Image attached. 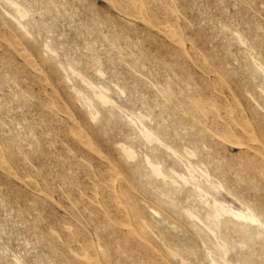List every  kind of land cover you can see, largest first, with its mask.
<instances>
[{
	"label": "rangeland",
	"instance_id": "374dc122",
	"mask_svg": "<svg viewBox=\"0 0 264 264\" xmlns=\"http://www.w3.org/2000/svg\"><path fill=\"white\" fill-rule=\"evenodd\" d=\"M0 28V264H264V0H0Z\"/></svg>",
	"mask_w": 264,
	"mask_h": 264
},
{
	"label": "bare ground",
	"instance_id": "6f19581e",
	"mask_svg": "<svg viewBox=\"0 0 264 264\" xmlns=\"http://www.w3.org/2000/svg\"><path fill=\"white\" fill-rule=\"evenodd\" d=\"M107 1H108V0H107ZM116 1H117V0H116ZM135 1H136V0H135ZM138 1H139V0H138ZM121 2H122V1H121ZM236 2H237V1H235V3H236ZM12 3H13V2H12ZM12 3H11V4H12ZM247 3H248V2H247ZM11 4H10V5H11ZM133 4H134V3H133ZM135 4H136V3H135ZM112 5H113V3H112ZM127 5H128V4H127ZM145 5H146V3H145ZM133 6H135V5H133ZM137 6H139V4H138ZM122 7H123V6H122ZM122 7L119 8V9L121 10ZM129 7H131V6H129ZM135 7H136V6H135ZM234 7H235V6H234ZM15 8H17V7H15ZM235 8H237V7H235ZM21 9H22V8H21ZM124 9L126 10V9H128V8L126 7V8H124ZM124 9H122V10H124ZM130 9H131V8H130ZM130 9H128V10H129L128 13H130ZM136 9H137V8H136ZM16 10H17V9H16ZM18 10H20V9H18ZM117 10H118V9H117ZM164 10H165V9H164ZM22 11H23V10H22ZM22 11H21V12H22ZM26 11H27V10H26ZM26 11H23V14H24V12H26ZM126 11H127V10H126ZM142 11H143V10H142ZM21 12H20V13H21ZM119 12H120V11H119ZM124 12H125V11H124ZM134 12L136 13V11H134ZM27 13L30 14L29 12H27ZM58 13H59V12H58ZM121 13H123V12L121 11ZM135 13H134V14H135ZM143 13H145V12H143ZM164 13H165V12H164ZM177 14H178V13H177ZM62 15H63V14H62ZM129 15H130V14H129ZM137 15H138V13H137ZM144 15H145V14H144ZM145 16H146V15H145ZM146 17H147V16H146ZM166 17H168V16L166 15ZM32 18H33V17H32ZM138 18H139V17H138ZM142 18H143V17H142ZM150 18H151V17H150ZM152 18H153V17H152ZM146 19H147V18H146ZM155 19L158 20L157 17H156ZM136 20H137V19H136ZM148 20H149V18H148ZM153 20H154V18H153ZM176 20H177V19H176ZM32 21H33V20H32ZM32 21H30V22H32ZM4 22H6V21H4ZM151 22H152V21H151ZM164 22H165V21H164ZM166 22H167V21H166ZM129 23H130V22H129ZM152 23L154 24V22H152ZM155 23H156V22H155ZM132 24H134V23H132ZM30 25H31V24H30ZM129 25H131V23H130ZM170 25H171V24H170ZM6 26H8V25H6ZM93 26H94V25H93ZM156 26H157V25H156ZM160 26H162V25L160 24ZM165 27H166V26H165ZM172 27H173V26H172ZM10 28H11V27H10ZM32 28H33V27H32ZM134 28H135V27H134ZM157 28L160 29L159 27H157ZM237 29H238V27H237ZM260 29H261V28H260ZM0 30H1V28H0ZM160 30H161V29H160ZM11 31L14 32V30H11ZM161 31H163V30H161ZM4 32H5V31H4ZM4 32H3V33H4ZM94 33H95V32H94ZM168 35H170V34H168ZM178 35L180 36L179 33H178ZM10 36H11V35H9V37H10ZM172 36H173V35H172ZM9 37H7V38H9ZM11 37H12V36H11ZM14 37H15V36H13V38H14ZM177 37H178V36H177ZM182 37H183V35H182ZM39 38H40V37H39ZM170 38H171V37H170ZM241 38H242V36H241ZM256 38H257V37H256ZM24 39H26V38H24ZM32 39H33V38H32ZM32 39H31V40H32ZM128 39H129V38H128ZM9 40H10V39H9ZM31 40H30V41H31ZM180 40H181V39H180ZM3 41H4V40H3ZM23 41H24V40H23ZM173 41L178 42V39H177L176 37H173L172 42H173ZM190 41H191V40H190ZM236 41H237V40H236ZM5 42H6V41H5ZM137 42H138V41H137ZM234 42H235V41H234ZM11 43H12V41H11ZM15 43L17 44V42H15ZM117 43H118V42H117ZM182 43H183V42H182ZM0 44H1V43H0ZM19 44H21V43H19ZM45 44H46V43H45ZM176 44H178V43H176ZM13 45H15V44H13ZM46 45H47V44H46ZM114 46H115V45H114ZM17 47H18V46H17ZM44 47H45V46H44ZM111 47H112V46H111ZM14 48H16V47H14ZM49 48H50V47H48V49H49ZM114 48H115V47H114ZM199 48H200V47H199ZM16 49H17V48H16ZM21 49H22V48H21ZM21 49H20V50H21ZM51 49H53V48H51ZM182 49H183V48H182ZM21 51H22V50H21ZM25 51H26V50H25ZM52 51H53V50H52ZM121 51H122V50H121ZM182 51H183V50H182ZM190 51H191V49H190ZM190 51H189V52H190ZM243 51H244V50H243ZM4 52H5V51H4ZM41 52H42V50H41ZM185 52H186V51H185ZM8 53H9V52H7L6 54H7V55H10V54H8ZM42 53L44 54V51H43ZM45 53H46V52H45ZM48 53L51 54V52H48ZM53 53H54V52H53ZM175 54H176V53H175ZM249 54H250V53H249ZM11 55H12V54H11ZM23 55H24V54H23ZM55 55L57 56V54L54 53L53 57H54ZM132 55H133V54H132ZM132 55H131V57H132ZM46 56H47V54H46ZM58 56H59V55H58ZM47 57H48V56H47ZM53 57H51V59H52ZM174 57H175V56H174ZM189 57H190V56H189ZM194 57H196V56L194 55ZM199 57H200V56H199ZM23 58H24V57H23ZM187 58H188V57H187ZM196 58H197V57H196ZM196 58H195V59H196ZM195 59H194V60H195ZM197 59H199V58H197ZM23 60H24V59H23ZM30 60H31V59H30ZM30 60H29V62H30ZM49 60H50V56H49ZM56 60L58 61V57L56 58ZM31 61H32V60H31ZM53 61H54V58H53ZM53 61H52V62H53ZM197 61H198V60H197ZM3 62H4V61H3ZM54 62H55V61H54ZM61 62H62V61H61ZM61 62H60V63H61ZM199 62H200V61H199ZM43 63H45V62H43ZM62 63H63V62H62ZM135 63H136V62H135ZM200 63H201V62H200ZM211 63H212V62H211ZM27 64H28V63H27ZM31 64H32V63H31ZM47 64L49 65V63H47ZM58 64H59V62H58ZM58 64H57V66H58ZM63 64H64V63H63ZM63 64H61V65H63ZM68 64H69V63H68ZM203 64H204V63H203ZM205 64L207 65V62H205ZM28 65H29V64H28ZM39 65H40V64H39ZM44 65H45V64H44ZM196 65H197V64H196ZM206 65H205V66H206ZM32 66H33V65H32ZM59 66H60V64H59ZM63 66H64V65H63ZM137 66H138V65H137ZM198 66H199V65H198ZM201 66H202V65H201ZM203 66H204V65H203ZM203 66H202V67H203ZM61 67H62V66H61ZM61 67H60V68H61ZM64 67H65V66H64ZM42 68H43V67H42ZM60 68H59V69H60ZM66 68H67V66H66ZM63 69H64V68H63ZM67 69H70V68H67ZM202 70H203V69H202ZM204 70H205V69H204ZM206 70H207V69H206ZM255 70H256V69H255ZM64 71H65V70H64ZM69 71H70V70H69ZM69 71H68L66 74L69 75L70 73H72V72H69ZM98 71H99V70H98ZM169 71H170V70H169ZM189 71H190V70H189ZM209 71H210V70H209ZM219 71H220V70H219ZM219 71H218V73H219ZM74 72H75V71H74ZM207 72H208V71H206V73H207ZM212 72H213V71H212ZM155 73H156V72H155ZM206 73H205V74H206ZM31 75H32V74H31ZM55 75H56V74H55ZM68 75H67V76H68ZM76 75H77V74H76ZM220 75H221V74H220ZM222 75H223V73H222ZM27 76H28V75H27ZM36 76H37V75H36ZM72 76H73V75H72ZM74 76H75V75H74ZM224 76H225V75H224ZM224 76H223V77H224ZM6 77H7V76H6ZM29 77H30V76H29ZM33 77H34V76H33ZM37 77H38V76H37ZM39 77H40V79H39V78H38V79L41 81V78H42L41 75H40ZM65 77H66V76H65ZM78 77H79V76H78ZM174 77H175V76H174ZM225 77H226V76H225ZM8 78H9V77H8ZM35 78H36V77H35ZM67 78H68V77H67ZM70 78H72V77H70ZM79 78H80V77H79ZM177 78H178V77H177ZM191 78H192V77H191ZM221 78H222V77H221ZM226 78H227V77H226ZM226 78H224V79H226ZM43 79H44V78H43ZM49 79H50V78H49ZM65 79H66V78H65ZM73 79H75V78H73ZM83 79H84V78H82L81 80H83ZM85 80H86V79H85ZM213 80H214V79H213ZM215 80H216V79H215ZM219 80H220V79H219ZM219 80H217V81H219ZM226 80H227V79H226ZM42 81H43V80H42ZM155 81H157V80H155ZM220 81L222 82V80H220ZM33 82H34V81H33ZM58 82H59V81H58ZM58 82H55V83L58 84ZM73 82H74V81H73ZM86 82H87V81H86ZM214 82H215V81H214ZM214 82H213V83H214ZM50 83H52V81H51ZM60 83H61V82H60ZM67 83H68V82H67ZM84 83H85V81H84ZM167 83H168V82H167ZM193 83H195V82H193ZM205 83H206V82H205ZM215 83H217V82H215ZM88 84H89V82H88ZM164 84H166V83H164ZM168 84H169V83H168ZM207 84H208V83H207ZM6 85H7V84H6ZM49 85H50V84H49ZM91 85L93 86V84H91ZM194 85H195V87H196V84H194ZM36 86H37V85H36ZM66 86H67V85H66ZM88 86H89V85H88ZM220 86H221V85H220ZM53 87L56 88L55 85H54ZM67 87L69 88V86H67ZM71 87H72V85H71ZM166 87H168V85H167ZM193 87H194V86H193ZM193 87H191V88H193ZM195 87H194V88H195ZM199 87H200V86H199ZM211 87H213V86H211ZM73 88H74V87H72V89H73ZM89 88H91V87L89 86ZM94 88H95V87H94ZM168 88H169V87H168ZM177 88H179V87L177 86ZM207 88H208V87H207ZM207 88H206V89H207ZM223 88H224V86H223ZM45 89H46V88H45ZM159 89H160V88H159ZM68 90H69V89H68ZM105 90H106V89H105ZM167 90H168V89H167ZM170 90L172 91L173 89H170ZM184 90H185V89H184ZM188 90H189V89H188ZM74 91H77V90H74ZM159 91H161V90H159ZM171 91H170V92H171ZM189 91H190V90H189ZM198 91H199V90H198ZM216 91H217V90H216ZM162 92H163V91H162ZM181 92H182V91H181ZM181 92H180V93H181ZM261 92H262V91H261ZM52 93H53V92H52ZM78 93H79V92H78ZM93 93H94V91H93ZM263 93H264V92H263ZM39 94H40V93H39ZM54 94H57V93L54 92ZM72 94H73V93H72ZM100 94H101V93H100ZM164 94H165V92H164ZM164 94H163V96H165ZM170 94H171V93H170ZM170 94H169V95H170ZM183 94H184V92H183ZM187 94H188V93H187ZM221 94H223V93H221ZM81 95H82V94H81ZM81 95H80V96H81ZM103 95H104V94H103ZM156 95H157V94H156ZM188 95H189V94H188ZM193 95H194V94H193ZM196 95H197V94H195V97H196ZM198 95H199V94H198ZM82 96H83V95H82ZM85 96H86V95H85ZM146 96H147V95H146ZM86 97H87V96H86ZM91 97H92V96H91ZM105 97H106V96H105ZM165 97H166V96H165ZM171 97H172V95H171ZM189 97H190V96H189ZM193 97H194V96H193ZM198 97H199V96H198ZM198 97H197V98H198ZM13 98H14V97H13ZM75 98H76V96H75ZM79 98H80V97H79ZM79 98H78V99H79ZM14 99H15V98H14ZM21 99H22V98H21ZM33 99H35V98L33 97ZM54 99H55V98H54ZM58 99H59V98H58ZM87 99H88V98H87ZM165 99H166V98H165ZM167 99H168V96H167ZM185 99H186V98H185ZM194 99H195V98H194ZM194 99H193V100H194ZM60 100H61V99H60ZM88 100H89V99H88ZM90 100H91V98H90ZM196 100H197V99H196ZM196 100H194V101H196ZM199 100H201L200 97H199ZM210 100H211V99H210ZM210 100H209V102H208L207 100H206L205 102L211 104L210 102H211L213 99H212L211 101H210ZM234 100H235V99H234ZM28 101H30V100L28 99ZM37 101H38V100H37ZM56 101L58 102V100H56ZM80 101H81V100H80ZM109 101H110V100H109ZM185 101H186V100H185ZM187 101L190 102V100H188V99H187ZM48 102H49V101H48ZM72 102H73V101H72ZM75 102H76V101H75ZM77 102H78V101H77ZM84 102H85V101H84ZM94 102H95V101H94V99H93V104H94ZM196 102H198V101H196ZM215 102H216V101H215ZM82 103H83V102H82ZM88 103H90V102H88ZM97 103H98V102H96V104H97ZM155 103H157V102H155ZM171 103H172V102H171ZM206 103H205V104H204V103H202V104L199 103V104L203 105L202 108H201L200 105H198V106H199V108L201 109V111H202L203 114L206 113V112H208L209 114H210V113L212 114V112H210L211 109H208V108L205 107V106L208 105V104H206ZM29 104H30V103H29ZM31 104H32V103H31ZM48 104H49V103H48ZM86 104H87V103H86ZM166 104H167V103H166ZM188 104H189V103H188ZM4 105H5V104H4ZM58 105H59V104H58ZM58 105H56V106H58ZM79 105H80V104H79ZM99 105L102 106L101 104H99ZM191 105H192V104H190V106H191ZM61 106H62V105H61ZM93 106H94V105H93ZM159 106H160V105H159ZM211 106H212V105H211ZM211 106H209V107H211ZM215 106H216V104H215ZM7 107H8V106H7ZM45 107H47V106H45ZM102 107H103V106H102ZM163 107H165V105H164ZM180 107H181V106H180ZM186 107L189 108V105L186 106ZM192 107H193V105H192ZM219 107L221 108V106H219ZM228 107H230V106L228 105ZM239 107H241V106H239ZM62 108H63V107H62ZM62 108H60V109H62ZM83 108H84V107H82V109H83ZM103 108H104V107H103ZM109 108H110V109L108 110V113H111V114H112L113 111H111V107H109ZM117 108H118V107H117ZM196 108H197V107H196ZM220 108H219L218 110H220ZM222 108H223V107H222ZM7 109H8V108H7ZM85 109H86V108H85ZM89 109H90V108H89ZM89 109H88V110H89ZM94 109H96V108H94ZM94 109H93V110H94ZM149 109H150V107H149ZM154 109H155V107H154ZM157 109H158V107H157ZM192 109H194V107H193ZM246 109H247V108H246ZM62 110H63V109H62ZM88 110L86 109V111H88ZM112 110H114V108H112ZM115 110H116V109H115ZM194 110H195V109H194ZM224 110H225V109H224ZM233 110L235 111V109H233ZM10 111H11V110H10ZM63 111H64V110H63ZM63 111H62V112H63ZM84 111H85V110H84ZM110 111H111V112H110ZM190 111H191V109H190ZM239 111H240V110H239ZM60 112H61V111H60ZM64 112H66V111H64ZM120 112H121V111H120ZM172 112H173V111H172ZM195 112H197V111H195ZM195 112H194V114H197V113H195ZM241 112H242V110H241ZM248 112H249V109H248ZM98 113H99V112H98V110H97V115H98ZM114 113H115V112H114ZM185 113H186V112H185ZM229 113H230V110H229ZM238 113H240V112H238ZM64 114H65V113H64ZM69 114H70V113H69ZM69 114H68V116H69ZM88 114H89V113H88ZM88 114H87V115H88ZM199 114H201V113H199ZM209 114H208V115H209ZM241 114H242V113H241ZM46 115H47V114H46ZM89 115H90V114H89ZM92 115L94 116V114H92ZM99 115H100V114H99ZM162 115H163V114H162ZM188 115H189V114H188ZM204 115H206V114H204ZM100 116H101V115H100ZM110 116H111V115H110ZM112 116H113V115H112ZM168 116H169V115H168ZM206 116H207V115H206ZM206 116H204V117L206 118ZM222 116H224V115H222ZM222 116H221V117H222ZM237 116H238V115H237ZM244 116H245V114H244ZM70 117H72V116H70ZM98 117H99V116H98ZM113 117H114V116H113ZM129 117H130V116H129ZM141 117H143V116H141ZM174 117H175V115H174ZM204 117H203V118H204ZM218 117H219V116H218ZM37 118H38V117H37ZM111 118H112V117H111ZM224 118H225V117H224ZM233 118H234V117H233ZM233 118H231V119H233ZM195 119H196V118H195ZM238 119H239V118H238ZM241 119H242V118H240V120H241ZM252 119H253V118H252ZM90 120H91V118H90ZM139 120H140V119H139ZM141 120H142V119H141ZM144 120H145V119H144ZM198 120H199V118H198ZM201 120H202V119H201ZM212 120H213V119H212ZM22 121H23V120H22ZM25 121H26V120H25ZM135 121H136V120H135ZM135 121H134V123H135ZM204 121H205V119H204ZM241 121H243V120H241ZM254 121H255V120H254ZM23 122H24V121H23ZM23 122H22V123H23ZM163 122H164V121H163ZM163 122H162V123H163ZM205 122H206V121H205ZM205 122H204V124H205ZM44 123H45V122H43L42 124H44ZM54 123H55V122H54ZM57 123H58V122H57ZM206 123H207V122H206ZM216 123H217V122H216ZM237 123H238V122H237ZM243 123H246V122H243ZM251 123H252V121H251ZM45 124H46V123H45ZM61 124H62V123H61ZM84 124H86V123L84 122ZM84 124H83V125H84ZM157 124H158L159 126H161L159 123H157ZM211 124H212V123H211ZM205 125H206V124H205ZM205 125H204L203 127H205ZM219 125H220V124H219ZM238 125H240V124H238ZM67 126H68V125H67ZM81 126H82V124H81ZM84 126H85V125H84ZM84 126L82 127L83 129L85 128ZM216 126H217V124H216ZM224 126H225V125H224ZM3 127H4V125H3ZM39 127H40V126H39ZM93 127H94V126H93ZM149 127H150V126H149ZM163 127H164V126H163ZM189 127H190V126H189ZM210 127H212V126H210ZM213 127H214V124H213ZM222 127H223V126H222ZM225 127H226V126H225ZM239 127H242V125H240ZM5 128H6V127H5ZM72 128H73V127H72ZM94 128H95V127H94ZM150 128H151V127H150ZM216 128H217V127H216ZM227 128H229V127H227ZM34 129H35V128H34ZM155 129H156V128H155ZM192 129H193V128H192ZM211 129H212V128H211ZM225 129H226V128H225ZM246 129H247V128H246ZM68 130H69V129H68ZM74 130H76V129H74ZM151 130H152V128H151ZM151 130H149V131L152 132ZM212 130H213V129H212ZM247 130H248V129H247ZM247 130H246V133H247ZM257 130H258V129H257ZM9 131H10V130H9ZM9 131H8V132H9ZM79 131H80V130H79ZM149 131L146 132V133H149ZM215 131H216V130H214V132H215ZM259 131H260V130H259ZM68 132H69V131H68ZM76 132H78V131L76 130ZM76 132H75V133H76ZM154 132H155V131H154ZM216 132H217V131H216ZM56 133H57V132H56ZM65 133H66V132H65ZM182 133H186V132L184 131V132H182ZM219 133H222V134H223L224 131H223V132H219ZM219 133H217V134H219ZM255 133H256V132H255ZM29 134H31V133H29ZM47 134L49 135V133H47ZM50 134H51V133H50ZM59 134H60V133H59ZM83 134H84V132H83ZM175 134H176V133H175ZM217 134H215V135H217ZM228 134H229V133H228ZM228 134H227V136L229 137ZM19 135H20V134H19ZM145 135H146V134H145ZM220 135H221V134H220ZM260 135H262V134H260ZM6 136H8V135H6ZM24 136H25V135H24ZM142 136H143V135H142ZM146 136H147L148 138L152 139V136L150 135V133H149V135H146ZM146 136H145V137H146ZM217 136H219V135H217ZM221 136H222V135H221ZM26 137H28V136H26ZM47 137H48V136H47ZM80 137H81L84 141L87 139V138H85V136H83V135H80ZM87 137H88V136H87ZM145 137H144V138H145ZM257 137H258V136H257ZM238 138H239V137H238ZM240 138H242V137H240ZM242 139L245 140L244 137H243ZM247 139H248V138H247ZM260 139H261V137H260ZM87 140H88V139H87ZM93 140H94V139H93ZM148 140H149V139H148ZM153 140H154V139H153ZM156 140H157V139H156ZM231 140H233V139H231ZM240 140H241V139H240ZM240 140H239V141H240ZM262 140L264 141V139H262ZM262 140H261V142H262ZM19 141H20V140H19ZM32 141H33V140H32ZM84 141H82V142H84ZM149 141H150V140H149ZM151 141H152V140H151ZM223 141H225V140H223ZM233 141H234V143H235V140H233ZM242 141H243V140H242ZM246 141H247V140H246ZM256 141H257V140H256ZM22 142H23V140H22ZM24 142H25V141H24ZM53 142H54V141H53ZM92 142H93V141H92ZM92 142H90V143H92ZM231 142H232V141H231ZM147 143H148V141H147ZM159 143H161V142L159 141ZM236 143H237V142H236ZM241 143H242V142H241ZM255 143H256V142H255ZM36 144H37V143H36ZM54 144H55V143H54ZM93 144H94V143H93ZM95 144H96V143H95ZM162 144H163V143H162ZM229 144H230V143H229ZM56 145H57V143H56ZM96 145H97V144H96ZM96 145H95V146H96ZM156 145H157V144H156ZM158 145H159V144H158ZM237 145H238V146H241V144H237ZM263 145H264V144H263ZM17 146H18V144H17ZM47 146H49V144H48ZM51 146H52V143H51ZM60 146H61V145H60ZM164 146H165V145H164ZM11 147H12V146H11ZM29 147H30V146H29ZM29 147H26V148H29ZM52 147H54V146H52ZM92 147H93V146H92ZM96 147H97V146H96ZM157 147H159V146H157ZM157 147H156V148H157ZM162 147H163V145H162ZM37 148H38V147H37ZM48 148L50 149V147H48ZM98 148H99V145H98ZM151 148H153V147H151ZM156 148H155V149H156ZM248 148H249V147H248ZM7 149H8V148H7ZM13 149H14V146H13ZM16 149H17V148H16ZM53 149H54V148H53ZM99 149H100V148H99ZM125 149H126V148H125ZM165 149H166V148H165ZM167 149H168V148H167ZM254 149H255V147H254ZM257 149H259V148H257ZM123 150H124V148H122V151H121V152H124ZM153 150H154V148H153ZM204 150H206V149H204ZM260 150H261V149H259L258 151H260ZM68 151H69V150H68ZM125 151H126V150H125ZM168 151H169V150H168ZM209 151H210V149H209ZM261 151H262V150H261ZM0 152H1V151H0ZM6 152H7V150H6ZM153 152H154V151H153ZM169 152H170V151H169ZM240 152H242V151H240ZM19 153H20V148H19ZM129 153H130V150H129L128 154H129ZM154 153H155V152H154ZM206 153H208V151H207ZM209 153H210V152H209ZM209 153H208V154H209ZM24 154H25V152H24ZM31 154H32V152H31ZM70 154H71V153H70ZM126 154H127V152H126ZM175 154H176V153H175ZM175 154H174V156H175ZM187 154H188V153H187ZM242 154H243V152L241 153V155H242ZM246 154H247V153L245 152L244 155H246ZM18 155H19V154H18ZM26 155H27V153H26ZM41 155H42V154H41ZM74 155H75V154H74ZM97 155H98V153H97ZM192 155H193V154H192ZM20 156H21V155H20ZM28 156H29V153H28ZM52 156H53V155H52ZM52 156H51V157H52ZM106 156H107V155H106ZM176 156H177V155H176ZM184 156H185V155H184ZM208 156H210V155H208ZM242 156H243V155H242ZM246 156H248V155H246ZM69 157H70V156H69ZM110 157H111V156H110ZM110 157H108V158H110ZM120 157H121V155H120ZM123 157H124V155L122 156V158H123ZM131 157H132V156H131ZM171 157H172V156H171ZM190 157H191V156H190ZM244 157H245V156H244ZM252 157H253V156H252ZM255 157H256V156H255ZM255 157H254V158H255ZM10 158H11V157H10ZM56 158H57V157H56ZM60 158H61V157H60ZM60 158H59V160H60ZM126 158H127V157H126ZM187 158H188V157H187ZM192 158H193V157H192ZM80 159H81V158H80ZM111 159H112V158H111ZM111 159H109V160H111ZM123 159H125V158H123ZM211 159H212V158H211ZM241 159H242V158H241ZM241 159H238V160H241ZM244 159H245V158H244ZM247 159H248V158H247ZM247 159H246V160H247ZM251 159H252V158H251ZM251 159L249 158V160H250L251 163H252V160H253V159H252V160H251ZM257 159H258V158H257ZM262 159H263V158H261V160H262ZM8 160H9V159H8ZM89 160H90V159H89ZM89 160H88V161H89ZM113 160H115V159H113ZM117 160H118V159H117ZM117 160H116V161H117ZM215 160H216V159H214V161H215ZM242 160H243V159H242ZM261 160H260V161H261ZM11 161H12V160H11ZM24 161H25V159H24ZM26 161H27V160H26ZM26 161H25V162H26ZM181 161H182V159H181ZM254 161H255V159H254ZM257 161H258V160H257ZM260 161H259L258 164H260ZM8 162H9V161H8ZM13 162H14V161H13ZM25 162H23V164H24ZM117 162H118V161H117ZM117 162L114 163V161H113L112 164H113V163L116 164ZM125 162H126V161H125ZM183 162H184V161H183ZM183 162H182V163H183ZM247 162H248V161H247ZM255 162H256V161H255ZM3 163H4V162H3ZM142 163H143V162H142ZM249 163H250V162H249ZM251 163H250V164H251ZM63 164H64V163H63ZM77 164H78V163H77ZM114 164H113V165H114ZM117 164H118V163H117ZM120 164H121V163H120ZM134 164H135V163H134ZM134 164H133V165H134ZM256 164H257V163H256ZM261 164H262V161H261ZM0 165H1V164H0ZM13 165H14V164H13ZM69 165H70V164H69ZM89 165H90V164H89ZM102 165H103V164H102ZM238 165H239V163H238ZM238 165H237V167H238ZM243 165H244V164H243ZM248 165H249V164H248ZM252 165H253V164H252ZM254 165H255V164H254ZM254 165H253V166H254ZM262 165H264V161H263V164H262ZM70 166H71V165H70ZM114 166H116V165H114ZM117 166H118V165H117ZM117 166H116V167H117ZM135 166H136V164H135ZM140 166H141V164H140ZM140 166H139V167H140ZM196 166H198V165H196ZM196 166L194 167L195 169H193L194 171H195L196 168H197ZM240 166H241V164H240ZM244 166H245V165H244ZM260 166H261V165H260ZM110 167H111V165H110ZM120 167H121V166H119V169H120ZM137 167H138V164H137ZM139 167H138L137 169H139ZM145 167H146V166H145ZM156 167H157V166H156ZM185 167H186V166H185ZM261 167L263 168V166H261ZM59 168H60V167H59ZM78 168H79V167H78ZM241 168H243V167H241ZM246 168H247V167H246ZM255 168H256V167H255ZM3 169H4V168H3ZM40 169H41V168H40ZM121 169H122V168H121ZM147 169H148V168H147ZM248 169H249V168H247V170H248ZM256 169H257V168H256ZM7 170H8V169H6V171H7ZM60 170L62 171V169H60ZM77 170H78V169H77ZM96 170H98V169H96ZM106 170H107V169H106ZM113 170H114V168H113ZM155 170H156V168H155ZM197 170H198V168H197ZM218 170H219V169H218ZM229 170H230V169H229ZM247 170H246V171H247ZM260 170H262V169H260ZM260 170H259V171H260ZM263 170H264V169H263ZM8 171H9V170H8ZM91 171H92V170H91ZM109 171H110V170H109ZM111 171H112V170H111ZM115 171H116V170H115ZM188 171H189V170H188ZM41 172H42V171H41ZM70 172H71V170H70ZM102 172L104 173V172H106V171L104 170V171H102ZM121 172H123V171L121 170ZM16 173H17V172H16ZM39 173H40V172H39ZM68 173H69V171H68ZM74 173H75V171H74ZM84 173H85V171H84ZM84 173H83V174H84ZM97 173H98V172H97ZM110 173H111V172H110ZM155 173H156V172H155ZM155 173H154V174H155ZM263 173H264V171H263ZM11 174H12V172H11ZM69 174H70V173H69ZM108 174H109V173H108ZM111 174H112V173H111ZM123 174L125 175L126 173L123 172ZM123 174H122V175H123ZM150 174H151V173H150ZM150 174H149V175H150ZM193 174H195V173H193ZM205 174H206V173H205ZM112 175H113V174H112ZM114 175H116V174H114ZM124 175H123V176H124ZM149 175H148V176H149ZM191 175H192V174H191ZM206 175H208V174H206ZM18 176H19V174H18ZM24 176H27V175H24ZM34 176H35V175H34ZM36 176H37V175H36ZM56 176H57V172H56ZM72 176H73V175H72ZM101 176H102V175H101ZM101 176H100V177H101ZM109 176H110V175H109ZM123 176H122V177H123ZM150 176H151V175H150ZM48 177H49V176H48ZM61 177H62V176H61ZM112 177H114V176H112ZM119 177H120V176H119ZM124 177H125V176H124ZM126 177H127V176H126ZM151 177H154V176H151ZM205 177H206V176H205ZM24 178H25V177H24ZM36 178H38V177H36ZM39 178H40V177H39ZM41 178H43V177H41ZM59 178H60V177H59ZM108 178H109V177H108ZM127 178H128V177H127ZM195 178H196V177H195ZM7 179H8V178H7ZM76 179H77V177H76ZM123 179H124V178H123ZM196 179H197V178H196ZM22 180H24V179H22ZM34 180H36V179H34ZM42 180H43V179H42ZM52 180H53V179H52ZM81 180H82V179H81ZM108 180H109V179H107V182H110V181H111V180H109V181H108ZM118 180H120V178H119ZM127 180H128V179H127ZM135 180H136V179H134L133 181H135ZM24 181H25V180H24ZM53 181H54V180H53ZM62 181H63V180H62ZM76 181H77V180H76ZM83 181H84V180H83ZM133 181H132V183H133ZM196 181H197V180H196ZM43 182H44V181H43ZM45 182H46V181H45ZM123 182H124V181H123ZM128 182H129V181H128ZM136 182H137V181H136ZM241 182H242V181H241ZM10 183H11V182H10ZM27 183H28V182H27ZM31 183H32V182H31ZM31 183H29V184L32 186ZM63 183H64V182H63ZM63 183H62V184H63ZM134 183H135V182H134ZM134 183H133V184H134ZM183 183H184V182H183ZM65 184H66V183H65ZM71 184H72V183H71ZM82 184H83V183H82ZM104 184H106V182H104ZM118 184H119V183H118ZM129 184H130V183H129ZM129 184H128V186H129ZM136 184H137V183H136ZM164 184H165V183H164ZM93 185H94V184H93ZM93 185H92V186H93ZM109 185H110V184H109ZM45 186H46V185H45ZM63 186L65 187V185H63ZM68 186H69V185H68ZM81 186H82V185H81ZM86 186H88V185H86ZM119 186H120V185H119ZM121 186H122V185H121ZM207 186H208V185H207ZM16 187H17V186H16ZM33 187H34V186H33ZM42 187H44V186H42ZM42 187H41V188H42ZM49 187H50V185H49ZM49 187H48V189H49ZM53 187H54V186H53ZM107 187H108V185H107ZM129 187H131V186H129ZM129 187H128V190H129ZM133 187H134V186H133ZM138 187H139V184H138ZM140 187H141V186H140ZM200 187H201V189H202V186H201V185H200ZM36 188H37V187H36ZM45 188H47V186L44 187L43 189L46 190ZM80 188H81V187H80ZM135 188H137V187L135 186ZM34 189H35V188H34ZM34 189H33V190H34ZM87 189H88V188H87ZM91 189H92V188H91ZM91 189H90V191H92ZM94 189H95V188H94ZM94 189H93V190H94ZM99 189H101V188H99ZM103 189H104V187H103ZM123 189H124V188H123ZM132 189H133V188H132ZM142 189H143L144 191H146V190L144 189V187H143V188H140V191H141ZM203 189H210V188H208V187L205 188V187H204ZM21 190H22V189H21ZM23 190H24V189H23ZM38 190H39V189H38ZM41 190H42V189H41ZM59 190H60V189H59ZM101 190H102V189H101ZM125 190H126V188H125ZM255 190H256V189H255ZM35 191H37V190H35ZM42 191H43V190H42ZM49 191H50V190H49ZM49 191H48V192H49ZM96 191H97V190H96ZM96 191H95V193H96ZM120 191H122V189H120ZM135 191H136V190H135ZM137 191H139V190H137ZM144 191H143V194H141L142 196L144 195ZM170 191H171V190H170ZM170 191H169V192H170ZM192 191H193V190H192ZM207 191H208V190H207ZM209 191H214V190H211V189H210ZM227 191H228V189H227ZM20 192H21V191H20ZM102 192H104V191L102 190ZM22 193H23V192H22ZM49 193H50V192H49ZM49 193H48V194H49ZM52 193H53V192H52ZM92 193H93V191H92ZM129 193H130V192H129ZM139 193H140V192H139ZM209 193H211V192H209ZM212 193H213V192H212ZM216 193H217V192H216ZM216 193H215V194H216ZM228 193H229V192H228ZM54 194H55V193H53V195H54ZM80 194H81V193H80ZM118 194H120V196H121V193H118ZM123 194H125V193H123ZM168 194H169V193H168ZM168 194H167V195H168ZM25 195H26V194H25ZM28 195H29V194H28ZM32 195H33V194H32ZM45 195H46V194H45ZM96 195H97V194H96ZM147 195H148V194H147ZM223 195H224V194H222V196H223ZM67 196H68V198L71 197V195H69V193L67 194ZM84 196H86V195H84ZM110 196L113 197V195H110ZM209 196H210V195H209ZM212 196H213V195H212ZM217 196H218V195H217ZM34 197H35V196H34ZM34 197H33V198H34ZM36 197H37V196H36ZM36 197H35V198H36ZM121 197H122V196H121ZM121 197H120V199H121ZM126 197L129 198L128 196H126ZM126 197H125V195H124V199H125ZM167 197H168V196H167ZM210 197H211V196H210ZM214 197H216V195H215ZM219 197H220V196H219ZM50 198H51V197H50ZM109 198H110V197H109ZM132 198H133V195H132ZM144 198H145V197H144ZM151 198H152V197H151ZM206 198H207V197H206ZM217 198H218V197H217ZM38 199H40V198L38 197ZM96 199H97V198H96ZM110 199H112V198H110ZM113 199H114V198H113ZM136 199H137V198H136ZM204 199H205V198H204ZM212 199H213V198H212ZM212 199H211V200H212ZM214 199H215V198H214ZM221 199L223 200V197H221ZM42 200H43V199H42ZM58 200H59V199H58ZM103 200H104V199H103ZM105 200H106V198H105ZM128 200H129V199H128ZM138 200H139V199H138ZM155 200H157V199H155ZM172 200H173V199H172ZM211 200H210V201H211ZM215 200H218V199H215ZM43 201H44V200H43ZM74 201H75V200H74ZM74 201H73V203H74ZM112 201H113V200H112ZM114 201H116V200H114ZM140 201H141V200H139V202H140ZM153 201H154V200H153ZM174 201H175V199H174ZM207 201H208V200H207ZM218 201H219V200H218ZM220 201H221V200H220ZM44 202H45V201H44ZM55 202H56V201H55ZM76 202H78V201H76ZM94 202H95V198H94ZM97 202H98V201H97ZM116 202H118V201H116ZM124 202L126 203V201H124ZM124 202H123V203H124ZM128 202H129V201H128ZM132 202H134V201H132ZM155 202H156V201H155ZM231 202H233V200H232ZM34 203H35V202H34ZM34 203H33V205H35ZM62 203H63V202H62ZM62 203H61V204H62ZM125 203H124V204H125ZM136 203H137V202H136ZM152 203H154V202H152ZM159 203H160V202H159ZM216 203L218 204V202H216ZM225 203H226V202H225ZM235 203H236V202H234V204H235ZM102 204H103V202H102ZM104 204H105V203H104ZM137 204H138V203H137ZM147 204L150 205V203H147ZM154 204H155V203H154ZM160 204H161V203H160ZM176 204H177V202H176ZM222 204H223V203H222ZM232 204H233V203H232ZM234 204H233L232 207H234ZM59 205H60V204H59ZM75 205H77V203H76ZM96 205H97V204H96ZM134 205H136V204H134ZM161 205H162V204H161ZM163 205H164V202H163ZM179 205H180V204H179ZM210 205H211V204H210ZM218 205H219V204H218ZM220 205H221V204H220ZM223 205H224V204H223ZM223 205H221L222 207L219 206L220 209H217V211H216V213H219L218 216H219L220 214H223V212H226V211H227V210H226L227 207H226V208H223ZM226 205H229V204L227 203ZM60 206H62V205H60ZM65 206H66V205H65ZM120 206H121V205H120ZM120 206H119V207H120ZM131 206H132V205H131ZM236 206H237V205H236ZM236 206H235L234 208L237 209ZM246 206H247V203H246ZM36 207H37V205H36ZM85 207H86V206H85ZM125 207H126V206H125ZM129 207H130V205H129ZM136 207H137V205H136ZM152 207H153V206H152ZM152 207H151V208H152ZM159 207H160V206H159ZM228 207H229V206H228ZM232 207H231V209H233ZM242 207H243V205H242ZM69 208H70V207H69ZM71 208H72V206H71ZM108 208H109V207H108ZM114 208H116V207H114ZM126 208H127V207H126ZM137 208H139V206H138ZM216 208H217V206H216ZM238 208H239V207H238ZM72 209H73V208H72ZM109 209H110V208H109ZM111 209H113V208H111ZM121 209H122V208H121ZM123 209H124V208H123ZM123 209H122V210H123ZM129 209H130V208H129ZM135 209H136V208H135ZM152 209H153V208H152ZM157 209H158V208H157ZM160 209H163V207H162V208L160 207ZM164 209H165V208H164ZM164 209H163V210H164ZM243 209H244V208H243ZM243 209H241V210H243ZM66 210L68 211L67 208H66ZM73 210H74V209H73ZM106 210L108 211V209H106ZM122 210H119V209H118V212H119V211L121 212ZM124 210H125V209H124ZM124 210H123V211H124ZM133 210H134V208H133ZM137 210H138V209H137ZM137 210H136V211H137ZM142 210H143V208H142ZM153 210H154V209H153ZM229 210H230V208H229ZM233 210H234V209H233ZM35 211H36V210H35ZM38 211H39V210H38ZM74 211H75V210H74ZM74 211H73V212H74ZM84 211L86 212V210H84ZM95 211H96V210H95ZM107 211H106V212H107ZM125 211H126V210H125ZM131 211H132V208H131ZM139 211H140V210H139ZM165 211H166V210H165ZM234 211L236 212V210H234ZM239 211H240V210H239ZM247 211H248V210H247ZM42 212H43V211H42ZM42 212H41V213H42ZM73 212H72V213H73ZM104 212H105V211H104ZM133 212H134V216H135L136 213H135V211H133ZM141 212H143V211H141ZM141 212H140V213H141ZM167 212H168V211H167ZM167 212H166V213H167ZM196 212H197V210H196ZM207 212H208V211H207ZM231 212H232V211H231ZM11 213H12V212H11ZM100 213L103 214V211H101ZM107 213H108V212H107ZM111 213H112V212H111ZM124 213H125V212H124ZM130 213H131V212H130ZM137 213H138V211H137ZM140 213H139V214H140ZM229 213H230V211H229ZM233 213H234V212H233ZM239 213H241V212H239ZM43 214H45V211L43 212ZM98 214H99V212H98ZM108 214H109V213H108ZM120 214H122V212H121ZM156 214H157V212H156ZM241 214H243V213H241ZM73 215H74V214H73ZM130 215H131V214H130ZM136 215L138 216V214H136ZM143 215L145 216V214H143ZM238 215H239V214H238ZM74 216H75V215H74ZM79 216H80V214H79ZM104 216H105V215H104ZM131 216H132V215H131ZM140 216H141V214H140ZM241 216H242V215H241ZM241 216H240V217H241ZM243 216H245V215L243 214ZM249 216H251V215H249ZM38 217H40V216H38ZM132 217H133V216H132ZM166 217H167V216H166ZM170 217H171V215H170ZM181 217H182V216H181ZM181 217H179V218H181ZM191 217H192V216H191ZM257 217H258V216H257ZM260 217H261V216H260ZM75 218H76V216H75ZM109 218H110V216H109ZM115 218H116V217H115ZM118 218H120V217H118ZM140 218H141V217H140ZM192 218H194V217H192ZM238 218H239V216H238ZM258 218H259V217H258ZM37 219H38V218H37ZM79 219H80V218H79ZM79 219H78V221H79ZM86 219H87V218H86ZM86 219H84V220H86ZM116 219H117V218H116ZM121 219H123V218H121ZM121 219H119V220H121ZM127 219H128V218H127ZM134 219L138 221V218H137V219L134 218ZM145 219H146V218H145ZM167 219H168V217H167ZM195 219H196V218H195ZM231 219H232V218H230V220H231ZM234 219H235V218H234ZM249 219L253 220V218H251V217H250ZM256 219H257V218H256ZM75 220H76V219H75ZM146 220H147V219H146ZM177 220H178V219H177ZM197 220H198V219H197ZM247 220H248V219H247ZM102 221H103V220H102ZM115 221H116V220H115ZM122 221H123V220H122ZM129 221H130V219H129ZM137 221H136L135 223H138V222H139V221H138V222H137ZM178 221L180 222V220H178ZM238 221H240V219H239ZM241 221H242V220H241ZM256 221H257V220H256ZM259 221H260V218H259ZM70 222H71V221H70ZM81 222H82V221H81ZM117 222H118V221H117ZM117 222H116V224L119 225V222H118V223H117ZM140 222L143 224L142 219H141ZM140 222H139V223H140ZM145 222H146V221H145ZM224 222H225V220H224ZM226 222H228V221L226 220ZM231 222H232V221H231ZM27 223H28V222H27ZM68 223H69V222H68ZM68 223L66 224V226L69 225ZM127 223H128V221H127ZM139 223L137 224L138 226H139ZM149 223H151V221H150ZM181 223H182V222H181ZM234 223H235V222H234ZM234 223H233V224H234ZM81 224H82V223H81ZM90 224H92V221L90 222ZM93 224H94V223H93ZM125 224H126V223H125ZM173 224H174V223H173ZM193 224H194V223H193ZM235 224H236V223H235ZM24 225H25V224H24ZM24 225H23V226H24ZM108 225H110L109 222L107 223V226H108ZM143 225H144L143 227H145V224H143ZM183 225H184V224H183ZM263 225H264V224H263ZM110 226L112 227V225H110ZM138 226H137V227H138ZM140 226H141V224H140ZM236 226H237V225H236ZM239 226H242V225L239 224L238 227H239ZM85 227H86V226H85ZM105 227H106V226H105ZM143 227H142V228H143ZM181 227H182V226H181ZM234 227H235V226H233V228H234ZM65 228H66V227H64V229H65ZM108 228H109V226H108ZM227 228H228V227H227ZM233 228H232V229H233ZM239 228H240V227H239ZM34 229H35V226H34ZM77 229H79V228H77ZM98 229H99V228H97V230H98ZM103 229H104V228H103ZM111 229H113V228H111ZM135 229H136V227H135ZM140 229H141V228H140ZM143 229H144V228H143ZM147 229H148V228H147ZM262 229H263V227H262ZM53 230H55V229L53 228ZM104 230H105V229H104ZM118 230H119V229H118ZM130 230H131V229H130ZM141 230H142V229H141ZM144 230H146V229H144ZM148 230H149V229H148ZM230 230H231V229H230ZM241 230H243V229H241ZM247 230H248V229H247ZM263 230H264V229H263ZM79 231H80V230H79ZM79 231H78V232H79ZM81 231H82V229H81ZM113 231H114V229H113ZM115 231H116V230H115ZM119 231H120V230H119ZM131 231H132V230H131ZM142 231H143V230H142ZM56 232H57V231H56ZM92 232H94V230H93ZM97 232H98V231H97ZM100 232H101V231H100V229H99V233H100ZM120 232H121V231H120ZM123 232H124V231H122V233H123ZM132 232H133V231H132ZM137 232H139L138 229H137ZM150 232H151V231H150ZM195 232H196V230H195ZM241 232H242V231H241ZM241 232H240V233H241ZM243 232H245V230H243ZM248 232H249V231H248ZM248 232H247V233H248ZM261 232H262V231H261ZM57 233H58V232H57ZM80 233H81V232H80ZM82 233H83V232H82ZM99 233L97 234V236L99 235ZM114 233H115V232H114ZM124 233H125V232H124ZM124 233H123V235H124ZM145 233H146V232H145ZM147 233H148V231H147ZM147 233H146V234H147ZM238 233H239V232H238ZM247 233H246V235H247ZM84 234H86V233H84ZM148 234H150V233H148ZM198 234H199V233H198ZM202 234H203V233H202ZM236 234H237V233H236ZM244 234H245V233H244ZM244 234H243V235H244ZM260 234H261V233H260ZM263 234H264V233H263ZM68 235H70V234H68ZM79 235H81V234H79ZM125 235H126V236H124L125 238H127V237L129 236V235H127L126 233H125ZM140 235H141V232H140ZM143 235H145V234H143ZM199 235H200V234H199ZM199 235H198V236H199ZM243 235H242V236H243ZM246 235H245V238H246ZM249 235H250V233H249ZM41 236H42V234H41ZM70 236H71V235H70ZM94 236H95V235H94ZM113 236H115V235H113ZM113 236H112V237H113ZM131 236H133V234H132ZM141 236H142V235H141ZM148 236H149V235H148ZM254 236H255V235H254ZM259 236H260V235H259ZM73 237H74V236H73ZM75 237H76V236H75ZM88 237H89V235H88ZM98 237H100V236H98ZM109 237H110V236H109ZM136 237H137V236H136ZM146 237H147V236H146ZM150 237H152V236L150 235ZM207 237H208V236H207ZM207 237H206V238H207ZM243 237H244V236H243ZM243 237L240 236V240H241V238L245 240V238H243ZM252 237H253V235H252ZM89 238H90V237H89ZM122 238H123V237H122ZM131 238H132V237H131ZM148 238H149V237H148ZM253 238H254V237H253ZM256 238H258V234H257V237H256ZM68 239H69V237H68ZM74 239H75V238H74ZM98 239H99V238H98ZM114 239H115V238H114ZM129 239H130V237H129ZM129 239H127V241H128ZM145 239H146V238H145ZM163 239H165V238L163 237ZM207 239H208V238H207ZM226 239H227V238H226ZM226 239H225V240H226ZM248 239H251V238H249V236H248ZM66 240H67V239H66ZM69 240H70V239H69ZM76 240H77V238H76ZM91 240H92V239H91ZM131 240H135V239L132 238ZM149 240H150V239H149ZM151 240H153V239H151ZM151 240H150V241H151ZM154 240H155V239H154ZM244 240H243V242H244ZM251 240H252V239H251ZM253 240H255V239H253ZM253 240H252V241H253ZM85 241H86V240H85ZM92 241H93V240H92ZM99 241H100V240H99ZM99 241H98V242H99ZM117 241H120V239L117 240ZM127 241H126V242H127ZM259 241H260V240H259ZM261 241H263V239H262ZM65 242H66V241H65ZM69 242H70V241H69ZM87 242H88V241H87ZM90 242H91V241H90ZM196 242H197V241H196ZM249 242H250V241H249ZM249 242H248L247 245H245V244H244L245 242H244L243 245H245V246H249ZM253 242H254V241H253ZM253 242H252V243H253ZM72 243H73V242H72ZM81 243H82V242H81ZM83 243H85V242H83ZM96 243H97V242H96ZM115 243H117L116 240H115ZM115 243H114V244H115ZM118 243H119V242H118ZM128 243H129V242H128ZM150 243H151V242H150ZM154 243H156V242H154ZM252 243H251V244H252ZM260 243H262V242H260ZM260 243H258V244L256 243V244L259 245ZM67 244H68V242H67ZM90 244H92V243H90ZM139 244L142 245V243H139ZM145 244H146V243H145ZM152 244H153V242H152ZM200 244H201V243H200ZM200 244H199V245H200ZM263 244H264V242H263ZM63 245H65V244L63 243ZM81 245H82V244H81ZM85 245H86V244H85ZM93 245H94V244H93ZM97 245H98V244H97ZM99 245L102 246L101 244H99ZM118 245H119V244H118ZM118 245H117V247H118ZM141 245H139V246H141ZM155 245H156V244H155ZM155 245H154V246H155ZM257 245H256V246H257ZM260 245H262V244H260ZM52 246H55V245H52ZM86 246H87V245H86ZM89 246H90V248L92 247L91 245H89ZM139 246H138V244H136V247H139ZM146 246H147V245H146ZM156 246H158V244H157ZM164 246H165V245H164ZM213 246H214V245H213ZM254 246H255V245H254ZM102 247L105 249V246H102ZM148 247H149V246H147V247L144 246V248H147V249H148ZM260 247H262L261 249H263V245L260 246ZM92 248H93V247H92ZM100 248H101V247H100ZM118 248H119V247H118ZM118 248H117V249H118ZM140 248L142 249V247H140ZM144 248H143V250H144ZM149 248H151V246H150ZM158 248H159V247H158ZM172 248H173V247H172ZM84 249H85V248H84ZM161 249H162V248H161ZM175 249H176V248H175ZM223 249H226V248L224 247ZM82 250H83V249H82ZM82 250H80V251H82ZM86 250H87V249H86ZM88 250H89V247H88ZM90 250H94V249H90ZM90 250H89V251H90ZM107 250H108V249H107V247H106V251H107ZM119 250H120V249H119ZM145 250H146V249H145ZM145 250H144V251H145ZM153 250H155V249H153ZM158 250H160V248H159ZM233 250H234V247H233ZM89 251H88V252H89ZM103 251L106 252L105 250H103ZM108 251H109V250H108ZM114 251H116V250H114ZM130 251H131V250H130ZM133 251H134V250H133ZM133 251H131V252H133ZM147 251H148V250H147ZM162 251H163V249H162ZM162 251H161V252H162ZM167 251H168V249H167ZM223 251H224V250H223ZM261 251H262V250H261ZM73 252H74V250H73ZM75 252H76V251H75ZM125 252H126V251H125ZM128 252H129V251H128ZM250 252H251V251H250ZM253 252L256 253V251H254V250L252 251V253H253ZM108 253H109V252H108ZM115 253H117L118 255L120 254V253H118V251H116ZM126 253H127V252H126ZM149 253H152V252H149ZM149 253L146 252V254H147L146 257L149 255ZM153 253H154V252H153ZM168 253H170V250L168 251ZM171 253H172V252H171ZM171 253H170V254H171ZM55 254H56V253H55ZM94 254H95V253H94ZM94 254H93V255H94ZM109 254H110V253H109ZM157 254H158V253H157ZM161 254H162V253H161ZM163 254H165V253H163ZM89 255H90V254H89ZM89 255L86 253V255L82 256L83 260H85L87 263H90V264H100L99 262H97L96 260H94L93 258H91V257H92L91 255H90L91 257H90ZM95 255H96V254H95ZM100 255H101V253H100ZM124 255H126V254H124ZM124 255L121 254V256H124ZM167 255H168V254H167ZM173 255H175V254L173 253ZM263 255H264V254H263ZM105 256H106V255H105ZM110 256H111V255H110ZM130 256H132V255H130ZM152 256H153V254H152ZM152 256H151V258H152ZM163 256H164V255H163ZM74 257H75V256H74ZM119 257H120V255H119ZM156 257H157V256H156ZM156 257H154V260H155ZM172 257H173V256H172ZM239 257H240V256H239ZM94 258H95V256H94ZM110 258H111V257H110ZM164 258H165V257H164ZM256 258H258V257H256ZM67 259H68V258H67ZM73 259L75 260V258H73ZM73 259H71V261L74 262ZM78 259H79V258H78ZM95 259H97V258H95ZM103 259H104V258H103ZM119 259H120V258H119ZM119 259L117 258V260H119ZM142 259H143V258H142ZM167 259H168V260H167ZM167 259H166V261H170L169 258H167ZM170 259H171V258H170ZM253 259H254V257H253ZM253 259H252V260H253ZM39 260H40V259H39ZM76 260H77V258H76ZM79 260H80V259H79ZM107 260H108V259H107ZM107 260L104 259V261H107ZM143 260H144V259H143ZM146 260H148V259H146ZM249 260H250V258H249ZM110 261H111L110 264H112V260H111V259H110ZM141 261H142V260H141ZM141 261H140V263H141ZM163 261H165V260H163ZM253 261H254V260H253ZM258 261H259V260H258ZM77 262H78V261H77ZM79 262H80V261H79ZM107 262H108V261H107ZM147 262H149V260H148ZM152 262H153V261H151V264H152ZM158 262H159V261H158ZM158 262H157V264H158ZM250 262H251V261H250ZM256 262H257V260H256ZM263 262H264V261H263ZM87 263H86V264H87ZM108 263H109V262H108ZM138 263H139V261H138ZM140 263H139V264H140ZM155 263H156V262H155ZM160 263L162 264V262H160ZM164 263H165V262H164ZM164 263H163V264H164ZM166 263H167V262H166ZM166 263H165V264H166ZM261 263H262V262H260V264H261ZM51 264H53V263H51ZM77 264H80V263H77ZM81 264H83V263L81 262ZM141 264H142V263H141ZM144 264H147V263L144 262ZM149 264H150V262H149ZM153 264H154V262H153ZM171 264H172V263H171ZM181 264H182V263H181ZM254 264H257V263H254Z\"/></svg>",
	"mask_w": 264,
	"mask_h": 264
}]
</instances>
